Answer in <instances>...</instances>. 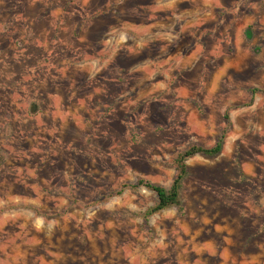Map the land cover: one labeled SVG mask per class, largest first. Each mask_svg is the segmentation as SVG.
I'll return each mask as SVG.
<instances>
[{"label": "rangeland", "instance_id": "374dc122", "mask_svg": "<svg viewBox=\"0 0 264 264\" xmlns=\"http://www.w3.org/2000/svg\"><path fill=\"white\" fill-rule=\"evenodd\" d=\"M0 264H264V0H0Z\"/></svg>", "mask_w": 264, "mask_h": 264}, {"label": "trees", "instance_id": "16d2710c", "mask_svg": "<svg viewBox=\"0 0 264 264\" xmlns=\"http://www.w3.org/2000/svg\"><path fill=\"white\" fill-rule=\"evenodd\" d=\"M222 150L223 139H220L214 147L210 148L198 145L192 146L178 157L176 161L178 174L170 188L141 179L136 184L123 185V188L121 189V191L118 192V195L123 194L127 188L138 189L139 187H144L148 190H151L157 195L156 205L150 207L142 213L144 225L149 227L151 216L160 213L164 210L170 209L172 207H176L179 210L183 209L181 191L183 187V181L188 173V159L198 154L205 155L208 157H214L219 155Z\"/></svg>", "mask_w": 264, "mask_h": 264}]
</instances>
